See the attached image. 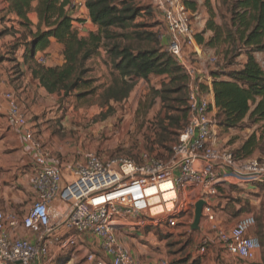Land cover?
<instances>
[{
    "label": "built area",
    "instance_id": "built-area-1",
    "mask_svg": "<svg viewBox=\"0 0 264 264\" xmlns=\"http://www.w3.org/2000/svg\"><path fill=\"white\" fill-rule=\"evenodd\" d=\"M185 1L151 0L166 29L165 34L160 32L164 49L188 77L187 125L166 161L143 155L138 164L122 159L105 164L90 156L67 178L36 139L28 115L14 95L0 90V102H8L11 126L42 163L30 180L31 200L24 215L0 210V264H53L57 254L79 247L84 237L99 242V251H86L84 264H142L121 242V236L145 227L166 233L183 226L193 232L199 202L204 203L199 230L204 225L207 231L196 249L200 257H205L213 244L235 260L256 257L261 244L250 234L255 218L246 216L226 227L218 221L214 199L226 190L264 186V162L236 158L219 146L217 113L211 112V102L201 92L202 85L213 92V79L202 65L199 69L193 62L203 57ZM77 8H86V1L73 0V9ZM189 46L194 48L192 58L186 53ZM209 62L214 64L215 57ZM38 63L45 65L46 60L40 57ZM168 182L175 196L162 202L169 192H163L162 186ZM155 198L160 201L151 204ZM155 208L161 211L153 213ZM55 246L59 248L56 255L52 254Z\"/></svg>",
    "mask_w": 264,
    "mask_h": 264
},
{
    "label": "trees",
    "instance_id": "trees-1",
    "mask_svg": "<svg viewBox=\"0 0 264 264\" xmlns=\"http://www.w3.org/2000/svg\"><path fill=\"white\" fill-rule=\"evenodd\" d=\"M85 1L90 21L97 27L87 36L74 28L75 22L84 21L71 15L73 0H7L9 13L28 29L33 27L29 14L37 3L38 25L35 33L29 30L32 42L26 56L33 79L47 93L59 95L60 101L71 99L77 107H99V117L106 120L115 113L114 105L128 100L139 81L163 77L154 94L160 96L167 114L173 111L178 117L167 115L161 129L182 131L189 115L188 77L165 51L158 30L161 23L139 21L144 10L153 15L150 6L140 5L147 0ZM185 3L189 11L196 12V4L188 0ZM207 5L210 18L195 40L199 46L215 51L218 69L211 72V77L220 137V132L240 128L249 116L254 122L264 121V69L256 59V54L264 52V0H218V7L225 9L221 23L215 19V7ZM207 32L212 33L208 39ZM52 39L64 47L65 62L61 66L47 67L37 62L38 54L51 46ZM19 46L16 44L14 50ZM102 51L108 68L105 83L92 76L89 65L94 58H102ZM242 56L246 58L244 64L231 70ZM201 92L206 95L208 87L202 85ZM165 122L172 123L164 126ZM259 145L260 138L253 134L232 154L250 158ZM248 212L249 207H243L236 214ZM187 263L201 264L196 260Z\"/></svg>",
    "mask_w": 264,
    "mask_h": 264
},
{
    "label": "rangeland",
    "instance_id": "rangeland-1",
    "mask_svg": "<svg viewBox=\"0 0 264 264\" xmlns=\"http://www.w3.org/2000/svg\"><path fill=\"white\" fill-rule=\"evenodd\" d=\"M188 1L193 2L197 6L196 12L189 11L195 35L199 34L201 30L199 16H209L208 3L215 7L217 13L215 19L218 23H221L220 16L225 15V9L218 7V0ZM3 2V0L0 1V7H2ZM140 5L150 6L153 15L146 14L147 10H144L143 18H139V21L149 24L161 23L158 30L161 35L165 34V26L158 13L152 7L151 0L143 1ZM76 23L79 26H74V28L81 36H87L88 32H91V30L86 34L82 32L81 29L86 27L85 22L84 24ZM1 33L13 37L12 40L5 41L0 38V55L4 60L13 63L7 57H14L12 55L15 49L14 46L16 44L20 45L14 35L18 34L21 38L27 40L24 35L29 33V29L19 24L13 25L9 15L3 14L2 9H0ZM205 38L208 39L207 35H205ZM201 51L204 60L196 61L194 59L193 62L199 69V66L202 65V68H205L211 75L212 71L218 69L216 62L214 64L209 62L210 59L215 57V51L204 46H201ZM193 52V47H187L186 53L189 57H193ZM256 59L264 69V52L256 54ZM245 60L244 56L238 58L237 64L231 70L239 69ZM103 61V58L96 57L89 64L92 68V76L98 79L99 83L108 81V69L104 68L105 64ZM155 89H160V82L139 81L128 100L114 105L115 113L106 120H101L99 117L102 110L97 106L94 109L83 107V113H81L77 110L82 107H77L73 100L68 99L64 102L59 100L55 107L60 112L59 118L56 120V122H59L56 124L50 123L49 128L51 129L33 128L36 133V139L43 149L51 155L54 163L63 168L67 178L71 176L73 169L77 165L84 164L90 156L100 158L105 164L119 159L130 160L138 164L142 161L143 155H150L166 161L170 158L172 146L178 141L180 131L174 128L161 129V125L167 115L168 117H178V113L171 111L167 114L165 112L160 96L154 94ZM63 121H66L65 125H62L61 122ZM171 123L165 122L164 126H168ZM0 128L15 129L11 127L7 112L5 115H0ZM253 134H257L260 138V149L250 159L262 163L264 162V121L254 122L249 116L240 128L231 130L226 134L220 132L219 146L231 153L235 152ZM24 168L20 166L14 172L12 171L11 163L3 161V165L0 167V210L3 211L6 206L7 208H12V197L15 195H21L22 199L20 203L16 204L17 210L25 208L27 202L22 197L26 195L29 198L30 196L22 190L21 184L16 183L17 178L22 175H28L24 173ZM251 190V192H244L243 190L232 189L220 192L214 199V204L216 205L218 221L226 227H233L238 220L246 216L255 218L256 226L250 234L260 240V252L264 255V187L251 188ZM172 195L173 192H169V196ZM243 207H249L250 212L236 214ZM146 229L149 230L147 231ZM140 231L143 233L148 232L147 234L152 236L149 241L147 238L143 242H135L132 239L129 241L126 235L123 236V239L128 241L131 253L144 262L148 259V264H161L163 259L167 260L168 264H188L187 261L189 260L190 263H192V260L201 262L204 258L196 253L204 232L207 233L204 225L203 229L197 232H191L183 226L173 231H166V233L160 229L146 227ZM144 246H146L145 251H142L145 254L138 256L137 249L139 248L140 250V247ZM67 255L69 256L62 258L59 264H67L72 255H76V252ZM72 260L71 264H84V260H81V258H72Z\"/></svg>",
    "mask_w": 264,
    "mask_h": 264
},
{
    "label": "crops",
    "instance_id": "crops-1",
    "mask_svg": "<svg viewBox=\"0 0 264 264\" xmlns=\"http://www.w3.org/2000/svg\"><path fill=\"white\" fill-rule=\"evenodd\" d=\"M3 1L4 2L2 4V7H0V9H2L3 14L9 15V18L13 21V25L14 24L18 25L19 22L17 21L16 16L9 13L8 10L9 4L7 0H3ZM36 7H37V3H34L33 11L29 14V19L33 24V27H31L30 29L34 33L36 32L35 27L38 25V15L35 12ZM71 15L73 16V18L81 19L85 22L86 27L81 29L84 34H86L89 30H91L92 32L97 31V27H95L90 21L89 12L86 8L73 9L71 11ZM208 20H209L208 15L206 17L199 16V22H200L199 26H201V30L199 31L200 33L205 30ZM74 26H79V24L75 22ZM1 34H0V38L4 39V41L13 39L11 35L8 36L6 34H3L1 36ZM206 35L207 37H210L212 33L207 32ZM14 36L15 38H17V41L19 40L18 42L20 43V46L16 50H13L12 55H14V57H7V59L10 58V60H12L13 63H9L7 60H4L3 57L0 55V90L3 92H10L14 95L21 109L28 115L29 120L31 119V123L32 126H34L33 127L34 129H51L49 128L50 123L56 124L57 122H59V121L56 122V120L57 118H59L60 112H58V110L55 107L56 104L59 102L60 97L57 94L51 95L47 93V91L41 87L39 82L33 79L32 73L29 69L30 61H27L26 58V56L29 54V50L31 49L32 37L30 36V32L24 35L25 38H27V40H24L18 34H15ZM198 49L201 50V46L198 45ZM1 50L3 51V49ZM63 50L64 47L61 44L57 43L56 40L52 39L51 46L45 52L39 53L37 56V60L40 57L45 59L46 60L45 66L47 67L61 66L65 62L63 56ZM101 54H102V58H104L105 52L102 51ZM104 68L107 67L104 65ZM163 79H164L163 77L151 76L150 82L151 81L160 82ZM205 96H207V98L211 102V112L213 114H216L217 109L215 107L213 92L209 91ZM94 108L95 106H91V109ZM83 109L84 108L82 107L77 111L83 113ZM6 112L8 114V102L2 101L0 102V115H5ZM61 123L62 125H65L66 121H63ZM4 160L5 162L11 163V168L12 171L14 172L18 170L17 168H19L20 166L25 167L24 173L28 175L20 176L19 178L16 179L17 180L16 183L21 184L20 186L22 190H24V192L27 193L28 196H31L29 190L30 180L35 170L38 169L42 164L40 161L41 157L32 147H29L27 144H25L23 137L15 129L0 128V167L3 165ZM171 188H172L171 184H166L162 187V190L164 192H167L171 190ZM243 191L251 192L252 190L251 188H247L245 190L243 189ZM172 196L174 197V193ZM172 196H169V193H165L164 198L166 201H169V199L173 198ZM22 198L27 203L31 200V198L30 197L27 198L26 195H24V197ZM21 200H22L21 195L13 196L12 208H7L6 206L3 212H5V214L20 212L22 215H24V208L18 211L16 207V204L20 203ZM193 232H197V231H193ZM125 235L126 233L123 236ZM147 235H148L147 233H143L141 231H131L126 236H128L127 239L129 241L130 239H132L135 242H141V241L143 242V240H146L145 238H147V240L149 241V239L152 237L150 234L148 236ZM123 236H121V242L127 248H129L130 245L128 241L123 239ZM65 237L68 238L67 235ZM79 242H80L79 247L76 248L70 247L67 251L65 250L62 253H59V248H57L56 246L53 247L52 254L56 255L57 253H59L57 254L58 256L54 259L53 264H59L62 258H65V256L68 257L69 255L67 254L70 253L76 252V255H72V258H81V260H84L86 251L88 249L99 251V242L96 239H93L91 237H84L82 239L80 238ZM145 248L146 246L140 247V250L139 248L137 249L138 256L145 254L143 253V251H145ZM260 250L258 251L256 257L253 260L250 261L235 260L234 258H231L226 253L221 251L217 245L213 244L210 247L207 255L201 260V264H264V255L262 252H260ZM136 258L139 259L138 257ZM71 259L67 264H71L73 262V260L71 261ZM139 260L142 262V264H148L149 262L148 259L145 260L146 262L142 261L141 259ZM163 262L168 264L167 260L163 259L161 264H163Z\"/></svg>",
    "mask_w": 264,
    "mask_h": 264
},
{
    "label": "water",
    "instance_id": "water-1",
    "mask_svg": "<svg viewBox=\"0 0 264 264\" xmlns=\"http://www.w3.org/2000/svg\"><path fill=\"white\" fill-rule=\"evenodd\" d=\"M204 207V203L203 202H199L197 205H196V208H195V213H194V222L192 224V231H198L199 230V226H200V223H201V219H202V209Z\"/></svg>",
    "mask_w": 264,
    "mask_h": 264
},
{
    "label": "bare ground",
    "instance_id": "bare-ground-1",
    "mask_svg": "<svg viewBox=\"0 0 264 264\" xmlns=\"http://www.w3.org/2000/svg\"><path fill=\"white\" fill-rule=\"evenodd\" d=\"M166 184H171V183L168 182V183H165L164 185H166ZM164 185H163V186H164ZM163 186H162V187H163ZM171 187H172V184H171ZM171 190H172V188H171ZM149 192H150V194H154V191H149ZM163 192H164V191H163ZM169 192H173V191H170V190H169ZM169 192H167V193H169ZM173 193H174V192H173ZM164 195H165V194H164ZM164 195H163V198H161V201H162V202H163V200L166 201L165 198H164ZM174 196H175V193H174ZM173 198H174V197H173ZM173 198H172V199H173ZM172 199H169V201L172 200ZM159 201H160V199L155 198V199H152V200L150 201V203H151V204H156V203H158ZM166 202H167V201H166ZM167 207L170 208V207H171V204L168 203V204H167ZM160 211H161V208H155V209H153V213H159Z\"/></svg>",
    "mask_w": 264,
    "mask_h": 264
}]
</instances>
